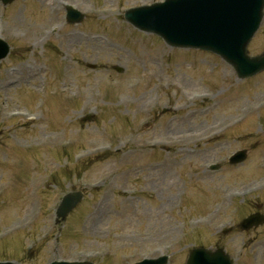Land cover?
<instances>
[{
    "label": "rangeland",
    "instance_id": "1",
    "mask_svg": "<svg viewBox=\"0 0 264 264\" xmlns=\"http://www.w3.org/2000/svg\"><path fill=\"white\" fill-rule=\"evenodd\" d=\"M160 1L0 4L11 43L0 62V197L25 191L0 210V261L185 264L194 248L222 247L236 264H264V226L240 225L264 213V179L251 185L264 177V73L240 80L221 58L171 48L124 19ZM68 4L86 13L81 24L66 23ZM249 51L264 52V19ZM154 140L170 145L148 153ZM241 149V167L209 169ZM83 188L86 200L56 226L62 196Z\"/></svg>",
    "mask_w": 264,
    "mask_h": 264
},
{
    "label": "water",
    "instance_id": "2",
    "mask_svg": "<svg viewBox=\"0 0 264 264\" xmlns=\"http://www.w3.org/2000/svg\"><path fill=\"white\" fill-rule=\"evenodd\" d=\"M7 5L14 0H0ZM264 0H167L166 3L132 10L126 19L141 30L161 35L171 45L201 47L223 57L234 66L240 78L251 77L264 70V56L251 59L247 46L262 19ZM70 22L79 21L78 13L69 12ZM10 51L0 40V60ZM245 159L238 154L235 162ZM82 199V193L67 196L59 209L66 218ZM168 258L146 261L143 264H166ZM54 264H91L66 263ZM187 264H233V260L219 249L212 252L196 249Z\"/></svg>",
    "mask_w": 264,
    "mask_h": 264
}]
</instances>
